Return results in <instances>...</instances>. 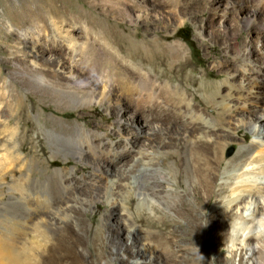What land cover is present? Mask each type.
<instances>
[{"label":"bare ground","instance_id":"1","mask_svg":"<svg viewBox=\"0 0 264 264\" xmlns=\"http://www.w3.org/2000/svg\"><path fill=\"white\" fill-rule=\"evenodd\" d=\"M95 1L98 6L102 5L105 16H124L123 20L131 17V22L143 23H148L149 18L154 17L155 29L162 25L164 29H168L164 19H158L157 14L152 15L153 10L140 0ZM209 2L211 6L219 5V0ZM168 4L177 5L175 0ZM128 9L137 12L135 20L126 12ZM257 11L255 9L254 13ZM52 14L53 23L61 19L65 24L79 21L84 16L80 17L66 10ZM84 19L85 28H71L49 38L46 43V73L37 69V60L41 59L38 49L45 48L42 35L35 30L22 33L30 41L27 46L29 52L24 59L34 65L33 70L38 75L36 83L40 86L46 84V93L58 102L71 103L80 108L105 103L111 111L121 116L127 113L128 126L121 125L117 132L121 136L125 135L126 130L133 132L132 127L139 117H144L146 126L153 122L170 120L171 126L174 125L182 140L181 161L174 159L173 163L167 164L168 171L160 169L159 162H156L157 169L154 170V160H145L146 151L133 141L136 138L125 136V145L122 148L118 143L114 146L108 133H100L101 127L98 124L95 129H88L87 126L92 125L91 121L82 124L80 122L86 116L78 115L74 124L55 119L49 122L45 130L49 142L46 156H50L55 162L75 159L77 163L91 166L93 170L83 177L79 176V170H69L68 167L54 172L47 160L42 165L40 160L22 158L26 147L21 140L20 147L15 145L20 127H13V120L18 115V100L7 102L5 108L14 106L15 111L9 112L11 115L5 111L0 113V166L11 161H17V165L21 162L23 164L19 169L12 168V172L16 174L14 177L17 178L18 210L7 218L0 214V264H65L66 261L71 264H86L85 249L88 248L89 236L75 234L73 225H79L78 215L92 205L99 208L101 205L98 202L101 200L110 203L113 199L111 196L117 193L115 186L127 177L131 178L134 188L143 198L152 197L159 206L173 210L184 219L187 227H191V223L198 222V213L193 204L178 194L177 188H183L184 183L187 195L195 193L196 197L201 198L200 193L203 192L204 197L210 199L220 166L216 161L217 157L203 162L199 159L198 139L193 136V132H215L214 121L219 124L223 122L225 127L233 125L232 113L237 108L233 103L241 104L244 107L243 112L253 114L242 126L251 131L255 138L250 146L242 147L226 165L223 173L224 184L219 188L221 203L218 211L208 218L207 223L211 227V236L219 239L220 247L227 246L230 255L246 251L251 256L257 249L252 244L253 239L264 233V213L261 212L264 209V107L256 106L255 111L247 109L250 103L253 105L254 101L260 99L259 92L264 91L262 83L257 81L253 88H258V91L252 88L251 93L245 92L244 87L237 88L241 94L236 97L223 94L226 87L223 83H213V91L210 92L203 81L199 89L206 92V104L216 109V116L210 117L205 108L198 109L189 92L182 88L184 80L178 78L175 82L173 76L167 79L168 76L158 72V66H170L171 69L179 66L180 72L186 74L185 78L189 77L186 72V45L174 39L175 35L166 32V40L164 32L158 31L152 38L150 35L137 38L128 31L114 28L106 20L95 21L88 16ZM245 24L253 25L259 31L257 36L264 38V18L260 20L251 13V18L246 19ZM100 68H104L105 72L98 76ZM259 73L260 71L254 72L257 75ZM188 82L191 86L197 85L193 79H188ZM6 115H9L7 121L2 120ZM55 122L56 125L50 127ZM174 156H179L177 150L175 154L165 156L164 163ZM140 161L150 165L147 173L136 170ZM37 171L41 176L46 171V183L34 186L33 177ZM105 181L108 183L105 184ZM225 192L231 193L230 200L223 196ZM225 200L228 201L226 208L221 206ZM112 202L109 205L116 208L118 203ZM132 203L130 198L127 204L130 206ZM138 222L148 224L149 235L156 232L152 229H156L155 238L161 243L150 241L151 236L143 235L138 230H131L128 238L130 246L123 249L125 253L131 251L130 247H136V239L140 237L144 244L142 253L146 258L151 257V261L158 258L159 252L164 257L178 254L175 253V241L163 239L162 232L169 228H173L175 232V229L184 227L182 221L171 218L160 226L147 220ZM217 222L219 224L214 227ZM217 228L219 232L213 234ZM87 231L89 234L93 230ZM55 237H58L57 241ZM76 248L82 251L77 252ZM119 252L120 248H117L116 254ZM138 252L132 251V254ZM192 252L190 255L196 256L199 251L194 249ZM88 253L91 254L92 264H104V252L89 248ZM117 262L125 264L122 258H117Z\"/></svg>","mask_w":264,"mask_h":264},{"label":"rangeland","instance_id":"2","mask_svg":"<svg viewBox=\"0 0 264 264\" xmlns=\"http://www.w3.org/2000/svg\"><path fill=\"white\" fill-rule=\"evenodd\" d=\"M140 1L153 10L152 15L157 14L158 19H164L168 29H164V25L155 29L153 27L154 17H150L148 23H143L131 22L129 20L131 17L123 20L124 16H105L102 12V5L95 4V0H0V113L14 112V106L6 109L5 104L14 99L18 100L16 109L18 115L13 120V127H20L19 138L15 141V145L20 147L21 141L24 142L26 150L22 154L23 159L27 157L29 160H40L42 165L46 164L47 160L54 172L68 167L69 170H79L80 177L90 174L93 170L92 167L79 164L75 159H62L55 162L50 159V156H46L49 142L45 130L46 126H49V122L55 119V121L74 124L78 115L86 116V119L80 122L82 124L91 121L92 125L87 126L88 129H95L98 124L101 127L100 133H108L114 146L118 143L122 148L125 145V136L136 138L133 141L139 148H144L146 151L145 160L152 159L154 164L159 162V168L164 171H168L167 164L173 163L174 159L181 161L182 158L180 154L182 140L174 125L171 126L170 120L153 122L146 126L144 117H139L132 127L133 132L126 130L125 135L121 136L117 132L121 125L128 126L126 119L129 116L127 113L121 116L119 113L111 111L105 103L80 108L71 103L58 102L53 99L46 93V84L42 87L36 83L38 75L33 70L34 65L24 59L29 52L27 46L30 41L25 39L22 33L29 30H35L42 35V43L45 48L39 47L38 54L41 59L37 60L39 64L37 69L42 73H46V43L49 38L55 33L59 35L71 28H85V16L93 18L95 21L96 19L106 20L114 25V28L128 31L137 38L147 35L152 38L159 32L173 34L175 35L174 39L186 45L188 59L186 72L189 77L185 78L186 74L180 72L179 66L174 69H171L170 66H158V72L168 76L167 79L173 76L175 82L178 78L184 80L185 84H182V88L189 92L190 98L194 99L198 109L205 108L210 117L216 116V109L206 104L204 98L206 92L199 89L203 81L210 92L213 91V83H223L222 85L226 86L223 89V94H231L236 97L241 94L237 88L244 87L245 92L251 93L257 81H260L264 86V38L257 36L259 31L253 25L245 24L246 19L251 18V13L260 20L264 18L263 0V2L261 0H219L217 6H211L210 0H175L177 5L172 6L168 4L171 0ZM93 5L96 7H92ZM252 9L254 10L252 11ZM255 9H258L259 12L254 13ZM62 10L78 14L80 17L84 16L81 20L69 21L68 24H65L61 19L55 20L54 23H57L55 26L52 13L63 12ZM126 12L135 20L137 12L129 11V9ZM166 36L167 34L164 35V38L168 40ZM257 71H260L259 75L254 74ZM104 72L105 69L100 68L97 74L99 76ZM188 79H193L197 85L191 86ZM253 90L258 91V88H253ZM259 96L260 99L253 102L255 105L250 103L247 110L255 111L257 110L256 106L264 107V91L259 92ZM233 104L237 107L232 113L233 125L225 127L223 122L219 124L214 121L215 132L209 134H204L202 130L193 132V136L198 139L197 155L199 159L203 162L206 159L214 160L217 157L216 161L220 163L218 177L210 199L205 198L203 192L200 193L201 198L196 197L195 193L187 195L185 192L187 187L184 183H182L183 188H177L178 194L185 197L196 208L199 216L198 222H193L191 227H187L184 219L180 218L173 210L166 209L163 205L159 206L152 197L143 198L134 188L131 178L127 177L122 179L118 186H115L117 193L111 196L113 199L110 203L112 204V201L118 203L116 208H112L110 203H106V200H101L98 202L101 205L99 208L92 205L82 211L78 215L79 225H73L75 234L89 236L88 248L85 249L86 264H92L91 254L88 253L89 248L105 253L104 264H119L117 258L125 260V264H264V233L253 239L252 244L257 246V249L251 256L246 251L230 255L228 247L224 245L220 247L219 239L211 236V227L207 223L208 218L218 211L221 203L222 196L219 193V188L224 184L223 173L226 165L235 158L242 147L250 146L255 138L251 131L242 126L244 122L250 120L253 114L243 112L244 107L241 104ZM8 116L6 115V118L3 117L2 120L7 121ZM56 123L50 124V127L55 126ZM220 127L221 129H218ZM141 130L144 131L139 133ZM176 150L179 152V156L168 159L165 164L163 158L175 154ZM22 164L23 162L17 165V161H11L0 166V214L6 218L11 217L18 210L16 205L19 199L16 192L17 178L14 177L16 174L12 172V168L19 169ZM82 168L83 170H80ZM149 169L150 165L141 161L136 167L137 171L143 170L145 173ZM155 169H157L156 164ZM33 179L34 186L45 184L46 171L43 176L39 175V171H37ZM104 183L107 184L108 181ZM223 196L226 200H230L231 193L225 192ZM130 198L133 203L129 206L127 202ZM226 200L221 204L224 208L228 205ZM261 212L264 213V209ZM171 218L182 221L184 227L175 229V232L173 228H169L162 232V235L163 239L175 241L177 244L175 253L178 254L164 257L159 252L158 258L151 261V257L146 258V255L142 253L144 244L140 237H137V245L134 249L130 247V252H124L123 249L130 246L128 238L131 230H138L143 235L151 236L150 241L161 243L155 238L157 230L152 229L156 232L149 235L150 227L148 224H141L138 222L139 220H147L160 226ZM218 224L219 222L214 227H217ZM87 230L93 231L87 234ZM216 232H219L218 228L213 234ZM57 239L58 237H55V241ZM117 248H120L118 255L116 254ZM194 249L199 252L196 256H191L190 253ZM76 251L81 252L82 250L76 248ZM132 251L139 252L133 255ZM65 264H71V262L66 261Z\"/></svg>","mask_w":264,"mask_h":264}]
</instances>
